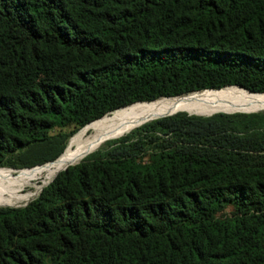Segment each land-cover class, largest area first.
I'll list each match as a JSON object with an SVG mask.
<instances>
[{"label": "trees", "instance_id": "16d2710c", "mask_svg": "<svg viewBox=\"0 0 264 264\" xmlns=\"http://www.w3.org/2000/svg\"><path fill=\"white\" fill-rule=\"evenodd\" d=\"M232 85L264 93V0H0V168ZM0 264H264V111H176L106 140L0 206Z\"/></svg>", "mask_w": 264, "mask_h": 264}, {"label": "bare ground", "instance_id": "6f19581e", "mask_svg": "<svg viewBox=\"0 0 264 264\" xmlns=\"http://www.w3.org/2000/svg\"><path fill=\"white\" fill-rule=\"evenodd\" d=\"M229 97H235L236 100L230 102L228 101ZM171 98L173 99L140 103L117 111L111 118L101 123L87 141L77 144L66 157L64 155L68 146L56 161L42 165L47 166L50 164L42 169V172L45 173V179L39 189L52 181L56 174L67 164L79 161L84 154L98 149L106 140L121 136L146 120L181 110L207 115L217 111L257 110L264 107V93L251 94L240 88L236 90L235 88H225L217 92H199ZM13 180L19 184H15L16 186H0V197L8 195L11 200L16 202H25L32 198L28 196L23 199L19 195L20 190L29 183H23L24 177L14 178Z\"/></svg>", "mask_w": 264, "mask_h": 264}, {"label": "rangeland", "instance_id": "374dc122", "mask_svg": "<svg viewBox=\"0 0 264 264\" xmlns=\"http://www.w3.org/2000/svg\"><path fill=\"white\" fill-rule=\"evenodd\" d=\"M238 88H235V90ZM236 100L235 97H229L228 101H234ZM256 111H264V107L257 109ZM186 112V111H185ZM215 113V112H214ZM91 136V135H90ZM86 135V133L81 132L80 129L77 130L75 133H73L68 141H67V150L65 152V157L72 151L77 144H81L82 142L84 143L87 141V139L90 137ZM63 156V157H64ZM48 164L47 166H49ZM46 165L41 167V166H36L33 168H12V167H2L0 169V186H16L19 184L14 178L18 177H24L25 180L23 183L29 182L27 186L23 187L19 195L22 196V198H27L28 196H31L32 198L26 200L25 202H16L11 200L8 195L0 197V206H6V205H11V206H21L27 204L29 201L37 197L42 190L39 189V186L43 184V181L45 179V173L42 172V169L47 167ZM28 170V171H25ZM18 171H24L20 174H16ZM32 175V176H31ZM9 177V178H8ZM31 177V178H30ZM14 181V182H13ZM16 184V185H15ZM32 185V186H31Z\"/></svg>", "mask_w": 264, "mask_h": 264}, {"label": "water", "instance_id": "95a60500", "mask_svg": "<svg viewBox=\"0 0 264 264\" xmlns=\"http://www.w3.org/2000/svg\"><path fill=\"white\" fill-rule=\"evenodd\" d=\"M232 86H235V85H232ZM238 87H240V86H238ZM223 88V87H222ZM241 89H243V90H246V91H248V92H250V93H255V92H251V91H249V90H247V89H245V88H242V87H240ZM220 89V88H219ZM204 90H209V89H204ZM211 90V89H210ZM212 90H215V89H212ZM194 92H197V91H194ZM182 95H180V96H174V97H181ZM182 111V110H181ZM187 112V111H186ZM217 112H225V113H233V112H256V110H237V111H231V112H226V111H217ZM174 113H176V112H174ZM174 113H168V114H164V115H160V116H158V117H155V118H159V117H163V116H167V115H171V114H174ZM188 114H194V113H190V112H187ZM216 113V112H215ZM213 113H210V114H207V115H204V116H209V115H212ZM195 115H202V114H195ZM155 118H152V119H155ZM152 119H149V120H152ZM149 120H146V121H149ZM146 121H144V122H146ZM144 122H142V123H144ZM142 123H140L139 125H141ZM139 125H137V126H139ZM137 126H135V127H137ZM129 132V131H128ZM124 135V134H123ZM122 136V135H121ZM118 137H120V136H118ZM118 137H116V138H118ZM66 148V147H65ZM65 148H64V150H65ZM64 150H63V152H64ZM96 150V149H95ZM94 151V150H93ZM62 152V153H63ZM92 152V151H91ZM61 153V154H62ZM90 152H88V153H86V154H84L81 158H83L85 155H87V154H89ZM60 154V155H61ZM60 155L57 157V158H55L54 160H51V161H48V162H46V163H49V162H54V161H56L59 157H60ZM80 161V160H79ZM79 161H77V162H71V163H69V164H67L63 169H61V170H64V169H66L67 168V166H69V165H72V164H75V163H78ZM46 163H43V164H46ZM41 165V164H40ZM60 170V171H61ZM48 184V183H47ZM46 184V185H47ZM45 186V185H44ZM43 186V187H44Z\"/></svg>", "mask_w": 264, "mask_h": 264}]
</instances>
